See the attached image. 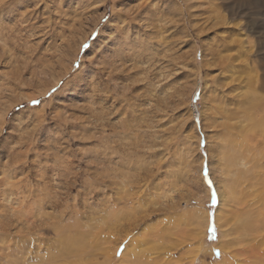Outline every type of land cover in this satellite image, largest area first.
<instances>
[{
	"label": "rangeland",
	"instance_id": "374dc122",
	"mask_svg": "<svg viewBox=\"0 0 264 264\" xmlns=\"http://www.w3.org/2000/svg\"><path fill=\"white\" fill-rule=\"evenodd\" d=\"M143 1L150 3L145 10L127 20L122 16L126 22H120L122 14L139 10ZM4 3L0 8V34L5 39L0 41V204L13 167L21 165L35 190L48 182L54 192L69 199L72 208L80 209L68 219L70 225L59 218L55 225L60 230L52 225L46 230L30 226V232L18 233L16 254L30 249L33 255L42 246L40 259L33 264H85V248L96 239H80L79 252L62 255L64 238L79 230L97 232L98 237L108 224L111 230L103 236L110 232L112 242L108 236L102 239L107 240L102 248L90 252L101 264H233L226 259L235 249L250 256L249 242H227L238 237L236 228L243 222L239 215L249 210L256 217L264 213V137L241 139L231 157L236 171L226 174L229 149L220 136L225 120L215 113L236 95L229 94V78L220 67L223 62H217L221 55L214 51L222 40L236 46L235 54L243 63L239 65L253 70L258 86L264 83V0ZM8 5H14L17 14L14 25L1 19ZM26 12L22 24L21 14ZM14 27L29 32L9 33ZM119 30H124L121 36ZM128 53L139 56L116 66L119 57ZM111 67L116 76L110 75ZM261 109L264 112V102ZM242 120L232 123L243 126ZM60 163L63 168L70 164L73 177L68 181H77L70 183V197L65 194V178L57 175ZM237 173L247 182L241 193L243 203L247 193V203L242 208L237 206L238 194L236 204H227L232 198L227 195L232 194L227 190L229 182ZM123 197L129 202L122 204ZM53 213L58 215L59 210ZM9 238L0 241V264H10L3 254L4 247L11 245ZM220 248L225 249L214 254ZM202 250L208 253L205 258Z\"/></svg>",
	"mask_w": 264,
	"mask_h": 264
},
{
	"label": "bare ground",
	"instance_id": "6f19581e",
	"mask_svg": "<svg viewBox=\"0 0 264 264\" xmlns=\"http://www.w3.org/2000/svg\"><path fill=\"white\" fill-rule=\"evenodd\" d=\"M27 1H28V3L32 4V1H35V0H27ZM149 4H148V2L143 1V3L140 5L141 8H139V10L135 9V10H131L130 13L122 14L121 15L122 21H120V22H123V24H125L126 21H125V19L122 18V16H124L127 20L130 18L129 16L131 14L133 15L135 12L140 14V11L142 12L143 10H145ZM5 5H7V4L4 3V0H0V8H3V6H5ZM19 6H21L23 8L26 7L25 5L21 4V2L19 4ZM13 7H14V5H8V9L5 12H3L2 16H1V19L3 17H5L6 18L5 20H7L6 22H8L11 25H14V23L16 21L14 19L16 18V15H17L14 12ZM25 15H27V12L21 14L22 24H25V22H26V20H25L26 16ZM133 19L135 20L136 16H133ZM222 19L225 20L224 17H222ZM29 27L31 29V24ZM24 30H27V29L22 28V27H14L13 30L8 31V32L11 34H18ZM122 33H124V30H123V32L122 31L120 32V30L118 31V34L120 36ZM129 34H130V32H129ZM119 35H118V37H119ZM231 36H232V34H231ZM115 38H117V37L115 36ZM3 40H5V39H4L3 35L0 34V41H3ZM240 43H242V42H240ZM235 47H233V45H229V43H227L225 40H222L218 46V49L215 48L216 50L214 51V52L218 51L221 55L218 57L217 62H218V64H220V62H223V65H220V67L224 68V71L226 72V75L229 78V83L226 84V87L228 89L230 88L229 94L236 95L235 98L229 97L228 99H226L224 104L222 103L223 106H218V108L216 109V113H215V116L217 118L220 116L225 120L222 124H220L222 131H224L223 133H221L220 136H221V139L224 141L225 147L229 149V154L227 155L228 158L226 159V163H227L226 174L233 173V171H236V164L232 163L234 158H231V157L233 156L234 151L239 149V147L241 146V141H240L241 139L242 140H248L252 135H255L253 139H256V140H257V136H259L261 139H263V137H264V112L261 109V104L264 102V96H260L258 94L259 88H257V87H260L264 92V83H260L258 86L259 78H257L256 76L255 77L253 76V70L252 71L248 70L246 67L243 66L245 68L244 69L242 66L239 65V62H241V57H239L237 54H235V49H234ZM237 49L238 48L236 47V50ZM238 51L241 52L242 50L239 49ZM242 52H244V51H242ZM240 54H242V53H240ZM138 56L139 55L135 56V54H129L128 53V55L120 56L118 62H115V61L114 62H115L116 66H118V64L121 66L122 64L124 65V63L122 61H125V59L129 58L131 61V59H134V60L137 59ZM115 58H117V57H115ZM113 68L114 67H111L109 69V73L111 76H116ZM67 71L68 70H65V72H67ZM235 75H237V76H235ZM219 105H221V104H219ZM229 106H235V107L238 106L239 109L229 110V109H227ZM240 117H242V119H243L242 120V122L244 123L243 126L238 125L237 123H232L233 120L240 118ZM258 141H259V139H258ZM243 148H245V144L242 141V149ZM24 162H25V160H24ZM20 166L21 165H17L15 167H13L14 174L12 176L9 175L10 173L8 174L10 176V179L8 181L7 187L6 188L4 187L5 193L2 196L3 202H1V204H0V211H4V214L0 215V235H1L0 241H2V242L5 241L6 240L5 237H11V239L9 238L11 240V243H10L11 245L4 247V250L7 251V253H3L4 254V260L6 263L9 262L10 264H19V263L20 264H33L34 262H36L40 259V257L38 255L40 254L39 252L41 251L40 249L42 246L40 248L38 247L37 248L38 250L35 251L33 253V255H31L32 250H30V249H28L27 253L16 254L17 250H15V249L19 245L18 239H17L19 237L18 233L21 236V233L23 232V230H28V232H30L32 230V228L30 229V226H33L38 230H46V228H48V226L50 227V225H52L51 228L53 227L55 229L57 227L56 229H59V227H58L59 225L58 224H57L58 226L55 225V223L60 221L59 218H61L62 220L65 219V221H66L65 224L67 226L68 219H71L72 216H75V215L77 216L80 209L78 210V209L72 208L70 203H69L70 202L69 199L67 200V198L60 196L61 194L58 195L57 192H54L53 185L48 184V182L46 183L45 186L39 187L38 190L37 189L35 190V185H32V183L28 180V174L27 173L25 174L26 169L19 168ZM59 167H61L64 170H62L61 168H58V174L57 175L65 178L64 185L66 187H64V188H66V190H67V192H65V194L68 195V191L72 188L71 186L75 185V183H77V181L76 180L70 181V182L68 181V178L70 177V175L73 177L70 164H68L65 168H63V163H60ZM109 173L110 172H106V174H109ZM19 175L22 177L18 178ZM227 176L229 177V175H227ZM236 177L237 178H231L230 179V182H229L230 185H229L227 190H228V192L232 191V194L228 193L227 195H229L232 198L230 199L227 197L229 200L227 202V204H229L230 206H231V204L232 205L236 204L238 199H236V197H234V196H236L238 194V197H240L241 200L239 199L240 201L237 203V206L240 205V208H242L241 205L244 204L245 202L247 203V201H246L247 200V193L245 192L243 195L245 197L244 203H243V198L241 197V193H243L244 190H246L245 184L247 182L244 183V177L242 174L237 173ZM16 178H18V180L14 181ZM74 178H76V176ZM12 179H13V181H11ZM232 179H235L233 181V183H231ZM28 183H31L30 184L31 186ZM70 183H73V184L71 185ZM112 185H114V184H112ZM105 186H109V185L105 184ZM249 188L251 189L250 185H249ZM252 188H254V186H252ZM263 191H264V189H263ZM254 193H256V192H254ZM257 193H260V192H257ZM0 194H2V193H0ZM89 194H91V193H89ZM251 195H253V194H251ZM68 197H70V195H68ZM126 200H127V198H124V197L121 198L122 204L125 203ZM128 200L126 202H129ZM6 202H8V204H6ZM13 204H15V206ZM130 204H132L131 199H130ZM223 204H224V206H227L226 203H223ZM76 207H78V205ZM248 207H250V206L248 205ZM46 209H51V213L46 212ZM57 210H59V214L54 215L55 213H53V212L57 211ZM238 212H241V211L239 210ZM98 214H99V212H98ZM116 214H117V211H116ZM257 215H258V212H257ZM122 216L124 218L127 217L124 214H122ZM235 216H236V214H235ZM238 217H239L240 221H243V222H240L238 227L236 228V231H237L236 233L238 234L237 235L238 237L236 240H232L230 242H227V244L231 245V244H240L241 242L242 243L249 242L250 243L249 251L252 253L250 256H247L246 255L247 252L245 250L235 249V251L232 252L231 257L226 259V263L229 260H231L230 262L233 264H235V262H237V264H264V213L261 212V214L258 217H256L255 213H253L251 210H249L247 212H244V215H239ZM244 218H246V221H244ZM72 220H74V218ZM87 220H88V218H87ZM94 222H96V221H94ZM95 224L97 225V223H95ZM68 225H70V224L68 223ZM78 225H80L81 228L83 226H85L84 224L83 225L78 224ZM90 225L93 226L92 224H90ZM20 226H21L20 230L16 231ZM36 226L39 228H37ZM85 227H88V226L86 225ZM113 228H114V226H113ZM13 230H14V233L12 232ZM86 230L88 231V229H86ZM110 230H111V227L108 228V224H107L106 228L101 229L100 232H102V233H100L98 237H96L97 232L95 234H93V232H91V231L90 232H83V230L77 231V233H75L74 235L70 234L69 238L68 237L64 238V241L62 242L63 246H62L61 250H63V251L61 252V254L64 255V254H72V252L73 253L79 252V250H78L80 248L79 240L80 239L89 240L91 237H94L96 240L94 242H92L91 244H89L87 246V248H85V251L83 250L84 251L83 261L86 262L85 264H101L98 262L97 256L92 255L93 253H90V252L93 250V247L99 249L101 247V245H103V243L107 242V240H106V242H104V241H102V239L105 238L104 237L105 232L110 231ZM122 231H124V230H122ZM126 231H127V229H126ZM61 232H62V230H61ZM115 232H118V231H115ZM103 234H104V236H103ZM41 235H43V234H41ZM22 236H23V234H22ZM70 236L72 238H70ZM108 236H109L110 241L112 242V240H111L112 237H110L111 236L110 232H109V234L107 233V236L105 239H107ZM126 237H128V235H126ZM42 238H44V237L42 236ZM22 241L24 243H26L25 240H22ZM123 241H125V240H123ZM123 241H121V242H123ZM37 242H38V240H37ZM129 242H130V240H129ZM0 244H1V242H0ZM5 245H7V244H5ZM12 246H13L14 251L12 250ZM87 249H88V252H87ZM223 249H225V248H223ZM223 249H221V248L217 249L216 250L217 252H214V254L222 252ZM76 250H78V251H76ZM46 251H48V250H46ZM110 251L111 252L109 254H112L114 252V249L110 250ZM115 251H117V250H115ZM125 252L126 253L124 254V259H125L126 255L129 253V250H126ZM130 252H131V250H130ZM104 254L107 255L106 257L109 258L108 252L107 253L105 252ZM207 254L208 253L206 251L202 250V253H201L202 258L203 257L205 258V256ZM75 263L77 264V262H75ZM66 264H67V262H66Z\"/></svg>",
	"mask_w": 264,
	"mask_h": 264
},
{
	"label": "snow or ice",
	"instance_id": "6c2138e0",
	"mask_svg": "<svg viewBox=\"0 0 264 264\" xmlns=\"http://www.w3.org/2000/svg\"><path fill=\"white\" fill-rule=\"evenodd\" d=\"M33 103H38L37 101H33ZM215 199H216V197H215V194L213 195V202H215Z\"/></svg>",
	"mask_w": 264,
	"mask_h": 264
},
{
	"label": "trees",
	"instance_id": "16d2710c",
	"mask_svg": "<svg viewBox=\"0 0 264 264\" xmlns=\"http://www.w3.org/2000/svg\"><path fill=\"white\" fill-rule=\"evenodd\" d=\"M212 229V228H211Z\"/></svg>",
	"mask_w": 264,
	"mask_h": 264
}]
</instances>
